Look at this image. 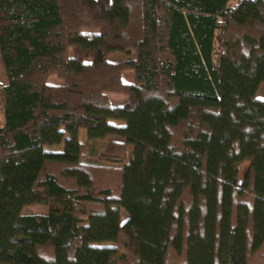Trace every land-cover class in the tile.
Returning <instances> with one entry per match:
<instances>
[{
    "label": "trees",
    "instance_id": "trees-1",
    "mask_svg": "<svg viewBox=\"0 0 264 264\" xmlns=\"http://www.w3.org/2000/svg\"><path fill=\"white\" fill-rule=\"evenodd\" d=\"M0 54V264H264V0H0Z\"/></svg>",
    "mask_w": 264,
    "mask_h": 264
},
{
    "label": "rangeland",
    "instance_id": "rangeland-1",
    "mask_svg": "<svg viewBox=\"0 0 264 264\" xmlns=\"http://www.w3.org/2000/svg\"><path fill=\"white\" fill-rule=\"evenodd\" d=\"M85 32H88V33H95L96 30L95 29H90V28H86L84 29ZM129 58V55H127L126 53L124 52H114L112 54L109 55L108 59L110 61H119V60H125ZM2 61V59H1ZM123 79L124 81H129V80H132L133 78H131V73L130 72H125L123 73ZM8 79H7V75H6V71L4 69V65H3V62H1V67H0V83L2 84V82H7ZM49 82L52 83V84H58L59 81L55 78V77H51L49 79ZM263 91H264V84L261 85L260 87V90H259V93L258 95L259 96H262L263 95ZM110 98L111 100L116 104V105H123L125 100L127 99L126 95L124 94H117V93H112L110 94ZM0 111L1 108H0ZM2 115H1V112H0V120H3L2 119ZM2 121H0V124H1ZM85 131L82 130L81 131V135H80V139H84L86 138V135H85ZM111 139H115L114 137H110ZM87 147H88V150H87V154L86 156L83 158V161L84 162H87V163H98L96 157L92 156V152L93 150H95L96 148H100V144H97V143H92V142H88L87 143ZM247 166L248 164L245 163L242 165L241 167V174H240V177L241 179H243L245 173H246V170H247ZM23 213L25 214H45L47 212V207L44 206V205H40V204H34V205H30L28 207H25L22 211ZM121 218H122V221L125 220L126 218V214L125 212L122 210V213H121Z\"/></svg>",
    "mask_w": 264,
    "mask_h": 264
},
{
    "label": "crops",
    "instance_id": "crops-1",
    "mask_svg": "<svg viewBox=\"0 0 264 264\" xmlns=\"http://www.w3.org/2000/svg\"><path fill=\"white\" fill-rule=\"evenodd\" d=\"M1 62H2V61H1V54H0V67H1ZM131 78H132V76H131ZM130 81H131V80H129L128 82H130ZM2 84L5 85V84H7V82H4V83L2 82ZM0 112H1V115H2V117H3V118H2L3 120H0V121H2L1 124H0V127H3L4 124H5V120H4V116H3L2 111H0Z\"/></svg>",
    "mask_w": 264,
    "mask_h": 264
}]
</instances>
